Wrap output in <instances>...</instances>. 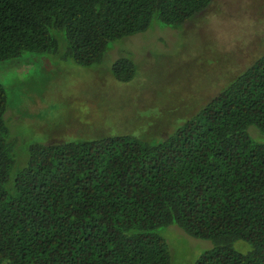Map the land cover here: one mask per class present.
Returning <instances> with one entry per match:
<instances>
[{
    "label": "trees",
    "instance_id": "16d2710c",
    "mask_svg": "<svg viewBox=\"0 0 264 264\" xmlns=\"http://www.w3.org/2000/svg\"><path fill=\"white\" fill-rule=\"evenodd\" d=\"M214 0H0V61L57 52L81 66L109 41L195 25ZM119 82L135 75L116 59ZM0 84V264H170L158 227L207 240L195 264H264V49L162 140L30 145L19 167ZM173 130L171 134L169 131ZM240 244V249L235 247Z\"/></svg>",
    "mask_w": 264,
    "mask_h": 264
},
{
    "label": "rangeland",
    "instance_id": "374dc122",
    "mask_svg": "<svg viewBox=\"0 0 264 264\" xmlns=\"http://www.w3.org/2000/svg\"><path fill=\"white\" fill-rule=\"evenodd\" d=\"M52 33L57 52L25 51L0 61L4 121L19 167L34 144L114 135L162 140L163 124L189 118L263 51L264 0H214L195 25L154 20L144 32L109 41L102 60L91 66L64 58V33ZM123 57L135 64L128 82L110 73ZM156 232L168 245L170 264H195L210 247L174 225Z\"/></svg>",
    "mask_w": 264,
    "mask_h": 264
}]
</instances>
